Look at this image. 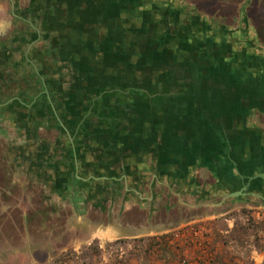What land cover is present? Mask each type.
Here are the masks:
<instances>
[{
    "label": "flooded vegetation",
    "instance_id": "af4514ba",
    "mask_svg": "<svg viewBox=\"0 0 264 264\" xmlns=\"http://www.w3.org/2000/svg\"><path fill=\"white\" fill-rule=\"evenodd\" d=\"M0 2L7 4L13 26L0 36V135L12 141L1 160L7 161L10 176L13 169L29 181L63 175L65 187L78 186L89 198L100 183L120 191L124 178L100 170L99 160L82 161L78 147L114 149L123 131L129 134L142 122L198 113L213 117L229 144L226 151L216 153L220 188L214 194L212 187L200 189V202L217 203L225 194L239 191L221 205L251 195L264 204V177L249 180L264 172V155L244 159L258 153L261 126L250 119L253 112L264 117V50L253 51L250 42L239 49L240 65L252 61L244 64V73L225 66L234 65L233 57L238 55L233 41H255L238 38L237 27L247 13L244 1L242 10L236 11L238 20L220 17L216 13L221 9L215 6L207 12V4L219 0ZM229 20L236 25L229 26L233 24ZM2 122L24 131L19 150L18 139L8 135ZM39 126L55 133L54 141L41 139ZM246 142L254 148L245 149ZM127 189L132 187L128 184ZM170 195L160 196V207L146 196L149 211L190 203L181 193L175 200ZM221 205L189 206L218 209ZM37 218L31 212L29 220Z\"/></svg>",
    "mask_w": 264,
    "mask_h": 264
},
{
    "label": "crops",
    "instance_id": "0c3cea01",
    "mask_svg": "<svg viewBox=\"0 0 264 264\" xmlns=\"http://www.w3.org/2000/svg\"><path fill=\"white\" fill-rule=\"evenodd\" d=\"M219 1L221 3L207 6L221 9L216 14L222 18L224 15H231L226 8L233 7L237 11L245 5L247 13L241 21L242 26L237 27L240 29L238 34H241L238 38L264 39V0ZM250 4H255L256 12L249 11ZM12 27L9 8L5 2H0V36L9 32ZM1 126L7 130L8 135L18 139V150L23 147L24 131L16 130L5 122ZM130 131L129 134L123 131L119 135V146L114 149L105 150L101 145L78 147L82 161L99 160L100 170L104 169L124 178L121 183L125 186L120 191L100 183L97 192L89 198L78 186L65 187L66 176L61 175L44 182L29 181L13 169V181L38 186L41 189L39 198L48 207L30 209L33 196L24 189L21 195L28 207L17 213L12 209L6 210V216L21 217V222L6 229L19 232L20 238L16 244H11L7 237L6 247H15L25 258L31 256L40 264L52 263L59 254L71 249L69 263L79 264L84 250L96 246L98 253L106 258L105 253H109L106 249L114 243L121 248L124 245L133 247L132 264H141L142 258L138 251L143 252L142 249H145L143 240L154 236L151 240L157 241V253L150 255L151 264L171 262L174 257L168 251L176 248L172 244L177 240L184 245L191 264H202L203 255L199 256L193 251L188 253L189 250L204 247L206 240L213 241L214 233H210L212 228L205 223V219L219 215L220 208L187 205L176 209L173 205L169 211L159 207L149 211L150 204L145 197L154 198L156 207V202L162 200L160 196L170 193L171 200L176 199V193H181L184 200L190 203L201 201L202 188L212 187L211 193L214 194L220 188L216 175V153L226 151L228 141L222 132L217 131L213 117L207 118L198 113L185 114L181 119L168 118L165 122L149 119L135 125ZM38 135L45 141H54L56 136L55 133L49 134L43 126L38 127ZM23 167L27 168V164ZM86 172L85 168L81 169L82 175H86ZM128 184L132 187L130 191L127 189ZM172 202L174 201L170 204ZM178 211L183 212L181 215L184 214L185 217L175 220L179 216ZM31 212H35L37 220H29ZM159 214L163 218H158ZM7 226L9 227L8 224ZM227 231L229 230L226 229L225 232ZM31 232L37 235L31 236ZM30 249L34 252L43 249L44 259L38 258ZM161 249L165 250L161 252ZM5 254H9V251L0 253V258ZM56 263L66 264L67 260L57 259Z\"/></svg>",
    "mask_w": 264,
    "mask_h": 264
},
{
    "label": "rangeland",
    "instance_id": "374dc122",
    "mask_svg": "<svg viewBox=\"0 0 264 264\" xmlns=\"http://www.w3.org/2000/svg\"><path fill=\"white\" fill-rule=\"evenodd\" d=\"M205 9L210 13L213 8L206 7ZM240 9L242 10L241 7L237 9L238 12ZM248 9L251 12H256L255 4H250V7ZM235 10L236 9L231 7L226 11L231 12V16H235V20H238L239 13L236 14ZM229 22L233 23L229 26H234L237 23L230 20ZM248 42L251 43L249 47H251L255 52L261 53V50H264V39L255 41H233V49H235L238 55H234L233 57V60L235 59L234 65H225L227 70H236L237 68L238 70L236 71L239 72L241 70L243 72L245 71L243 68L244 64L246 65L252 63L251 59H248V62L246 61L245 63L243 61L242 65H240L241 63L237 62L239 60V57L242 55L239 49L242 46L248 45ZM259 56L260 54L257 55V59L260 58ZM179 58L181 59V56ZM235 64H237V66ZM233 66H235L236 68H233ZM251 115L254 118L253 120L250 119L252 121L251 124H255L254 120L260 123L261 135L258 137L259 143L256 147L258 153H250L245 156L244 159L247 161L254 159L255 155L257 154L264 155V117L257 115L255 116L254 112ZM10 142L12 141L4 139L0 135V253L4 254L6 251H9V254H5L2 258H0V264H40L36 263L31 256H27L25 258L20 254L21 251H19V249L15 247H6L5 239L7 237L10 238L11 244H16L17 239L20 238L18 236L20 235L19 232L6 229H10V227L15 223L21 222V217L18 215L6 216V210L12 209L14 210V213H17L21 209L28 207L26 205L27 202L23 200V196L21 195L22 191L26 189L33 196L32 203L30 201V209H44V207L47 206L43 202H40L39 197L41 196V190L38 186L31 185L30 183L23 185L17 181H13L12 176H10L7 172L8 170H10V167L6 165L7 161L1 159L5 158L4 155L6 154L4 153V151L10 144ZM253 148L254 146L251 145V143L246 142L245 149L250 151ZM229 170L231 169H228V171ZM257 187L259 188L260 184L257 185ZM160 202L162 203V201L157 202V205H159V207L162 206ZM220 211L221 213L216 217H208L205 219V223L212 228L210 233H214L213 241L206 240L204 243V247H201L200 249L195 248L194 250H189L188 254H191V251H193L197 255L200 254L199 256L203 255L204 261H202V264H263L264 204L261 203V200L256 195H251L249 197L246 196L244 198L240 197L229 199L220 206V210L218 212ZM183 217H185L184 214H179V216L175 217V220ZM7 224L9 225V227L7 226ZM226 229H228L229 231L225 232ZM35 235H37V233L31 232V236ZM151 237L154 236H148V238H145L143 240V244L145 245V249H142L143 252L138 251L142 258L141 264H151L149 262L150 255L157 253L155 248L157 241L154 242L153 240H151ZM113 244L114 243H111L106 249L109 250L108 254L105 253L106 258H103L102 253H98V249L96 246L84 250L79 264H132V258H134L133 247L124 245V248H121V246H116L115 244L113 247ZM172 245L176 248H170L168 252L169 254H171V256L173 255L174 258L167 264H191L186 256L187 252L184 245L182 246V243L178 240L173 242ZM70 250L71 249H68L67 251L59 254V257H55V261L48 264H62L56 263L57 259H66V264H68L69 262H71L70 258H68ZM161 250V252H163L165 249ZM30 252L32 253L34 251L30 249ZM34 253L38 255V258L44 259L43 249H38ZM97 254L99 255L95 258ZM65 255H67L66 258ZM252 255H254L253 259Z\"/></svg>",
    "mask_w": 264,
    "mask_h": 264
},
{
    "label": "water",
    "instance_id": "95a60500",
    "mask_svg": "<svg viewBox=\"0 0 264 264\" xmlns=\"http://www.w3.org/2000/svg\"><path fill=\"white\" fill-rule=\"evenodd\" d=\"M264 177V172H259V173H256L255 175H252L249 177V180H252V179H255L257 177ZM239 191H233V192H229L227 194L224 195V197L221 199V201L217 202V203H210V202H200V203H195V204H192V203H188L189 205H192V206H196V205H208V204H211V205H221L226 199H228L229 197L231 196H234L236 194H238Z\"/></svg>",
    "mask_w": 264,
    "mask_h": 264
}]
</instances>
